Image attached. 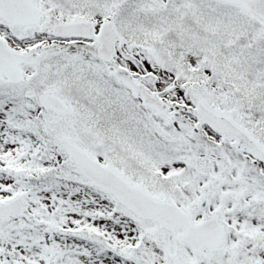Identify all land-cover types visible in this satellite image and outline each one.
<instances>
[{
    "label": "snow or ice",
    "instance_id": "1",
    "mask_svg": "<svg viewBox=\"0 0 264 264\" xmlns=\"http://www.w3.org/2000/svg\"><path fill=\"white\" fill-rule=\"evenodd\" d=\"M0 264H264V0H0Z\"/></svg>",
    "mask_w": 264,
    "mask_h": 264
}]
</instances>
